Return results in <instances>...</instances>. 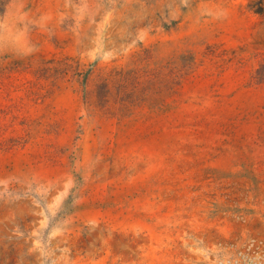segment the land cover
<instances>
[{
	"label": "rangeland",
	"instance_id": "rangeland-1",
	"mask_svg": "<svg viewBox=\"0 0 264 264\" xmlns=\"http://www.w3.org/2000/svg\"><path fill=\"white\" fill-rule=\"evenodd\" d=\"M0 264H264V0H0Z\"/></svg>",
	"mask_w": 264,
	"mask_h": 264
}]
</instances>
